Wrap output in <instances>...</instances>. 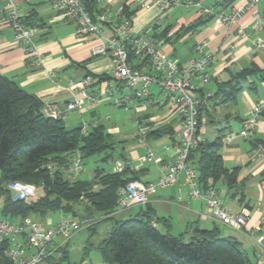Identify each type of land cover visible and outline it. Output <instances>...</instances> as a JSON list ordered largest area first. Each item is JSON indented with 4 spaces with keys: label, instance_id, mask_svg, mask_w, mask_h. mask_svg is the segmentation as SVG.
Returning <instances> with one entry per match:
<instances>
[{
    "label": "crops",
    "instance_id": "0c3cea01",
    "mask_svg": "<svg viewBox=\"0 0 264 264\" xmlns=\"http://www.w3.org/2000/svg\"><path fill=\"white\" fill-rule=\"evenodd\" d=\"M17 1L19 14L37 24L36 42L41 63L30 62L25 45L14 39L9 23L0 21V72L13 79L26 91L38 95L45 104L46 113L50 109L60 111V116L69 127L80 126L83 121H86L89 124L104 125L112 135L120 132L119 128L110 121L107 127V120L103 121L100 116L97 117L98 107L104 100L95 106L86 105L80 110H66V103L74 97V90L69 84V79L73 77L79 80L87 72L95 74L109 72L113 67L110 55L93 54L92 48L96 40L89 43L77 40L74 35L75 24L56 12L48 0ZM197 1L202 6H213L216 11L245 2V0ZM125 3L131 10L135 9L133 20L136 33L152 37L155 32L154 22L161 15L157 6L144 8L140 6L139 0H104L103 5H99L97 9H105L114 17L117 10H122ZM4 6L5 1L0 0V17H2ZM257 9L261 17L260 23H256L252 10H249L238 23L221 24L216 22L214 15H211L198 29L184 33L180 31V28L192 23L202 14L197 5L177 4L168 9L164 16L168 19L164 26H171L169 33L171 39L159 42L162 51L179 58L180 61L197 55L194 47L199 43H205V51L214 54V59L207 66L210 80L204 82L200 78L194 79L200 98L208 99V96H214L207 100L208 115L203 136L213 140L223 135L224 145L221 154L224 164L229 168L239 167L237 187L230 189L223 181H218L215 186L227 206L234 212L243 213L246 216V224L240 229L232 228L218 221L208 210L204 200L198 198L190 200L187 188L181 185L184 180L183 174L173 186L151 196L146 208L166 218L167 222L159 227L166 230L169 224V230L173 234L184 232L194 224L205 229L218 225L223 235L235 237L240 241L252 264H264V258L260 257L258 245L251 235L255 228L260 227L264 216V155L252 154L250 140L239 137L233 141L227 140L229 134L241 129L249 109L256 102L264 101V49L254 44L256 37L264 36V0ZM104 33H109L108 27H104ZM251 65L263 70L254 78L253 87L251 88L249 83H244L242 89L232 99L221 100L220 84L229 81L235 73ZM50 68L56 70V78H51L46 72V69ZM251 80L250 78L249 82ZM158 91L154 90L156 93ZM152 108L156 109L157 113L136 108V112H139L137 121L140 136L144 132L147 135L151 130L162 126H171L175 132L179 130L181 123L173 110L159 106ZM161 138L165 140L151 138L149 141H154L151 148L168 161L171 159V154L164 151L162 146L168 144L171 137L166 135ZM254 139L264 140V117L258 124ZM127 157L131 169L138 172L139 180L156 182L164 174L162 165L146 161L145 149L143 151L135 147L131 148ZM179 195L182 200L178 199ZM141 209L133 206L117 211L114 216L116 219H125ZM47 222L51 223L52 219L49 217Z\"/></svg>",
    "mask_w": 264,
    "mask_h": 264
},
{
    "label": "built area",
    "instance_id": "2783aa9c",
    "mask_svg": "<svg viewBox=\"0 0 264 264\" xmlns=\"http://www.w3.org/2000/svg\"><path fill=\"white\" fill-rule=\"evenodd\" d=\"M5 6L0 21L9 23L13 31L14 39L25 45L30 62L41 63L39 47L36 42L37 28L24 23L19 14L17 0H4ZM50 6L63 18L75 24L74 35L77 40L89 43L93 40V54H109L113 61V67L108 78L100 81L99 78L86 75L77 80L69 79V84L74 90V97L66 103V110H80L86 105L95 106L98 101L112 99L123 107H135L147 110L149 107L159 106L173 110L181 127L175 133L168 144L162 146L163 150L171 154V159L166 161L161 154H156L151 148L144 132L139 142L146 149L145 159L148 162L163 166L164 174L156 182H144L133 180L118 189V211L135 205H146L150 197L160 190L173 186L181 174L184 180L181 185L188 190V198L202 199L206 207L215 218L232 228L240 229L246 224V216L243 213L234 212L221 199L216 186L210 185L202 188L199 183L198 172L189 159L190 152L206 138L203 136L204 124L207 117L205 106L207 99L198 96V86L195 78L204 82L210 80L207 66L214 59V54L205 51V43L196 44L194 50L197 55L184 61L165 53L157 43L148 35L136 33L133 18H128L122 10H117L114 17L108 11L100 10L92 15L88 9V3L93 2L103 5L104 0H48ZM140 6L149 8L157 6L160 17L154 22L159 28H163V18L168 9L177 5H197L201 14L214 15L216 22L221 24L238 23L244 15L252 10L256 23L261 22L257 9L263 0H245L228 9L216 11L213 6H202L197 0H139ZM104 27H108L109 33H104ZM254 44L264 49V36L256 37ZM131 48L140 57V67L134 66L129 60ZM51 78L57 77L54 68L46 69ZM158 87V93L152 89ZM264 112V101L256 102L248 111V115L242 123L241 129L227 136L228 141L236 137L244 140H254L258 124ZM60 111L50 109L49 115L60 116ZM96 123L89 124L83 121L82 131L95 127ZM254 156L264 155V146L258 144L252 147ZM128 160L119 159L114 162V171H121ZM85 170L84 158L80 152L71 155L64 176L70 181L79 178ZM8 188L14 191V201L31 200L38 197V191L33 184L13 180ZM182 200L181 195L178 196ZM1 214V213H0ZM264 216L262 217V219ZM89 219L77 218L60 211L59 220L52 225H45L41 221L26 218L22 224L12 223L0 216V242L9 239L10 247L7 256L12 264H44L46 258L54 254L61 246H54V239L58 235L67 236L71 232L79 230ZM251 235L259 248L260 257L264 258V235L260 228H255ZM107 264V263H104Z\"/></svg>",
    "mask_w": 264,
    "mask_h": 264
},
{
    "label": "trees",
    "instance_id": "16d2710c",
    "mask_svg": "<svg viewBox=\"0 0 264 264\" xmlns=\"http://www.w3.org/2000/svg\"><path fill=\"white\" fill-rule=\"evenodd\" d=\"M98 6L97 3H88L92 15L100 12ZM122 11L128 18H133L135 14V9L131 10L127 3ZM210 17L202 14L181 27L180 31H195ZM23 20L26 25L38 28L36 23L24 17ZM154 28L152 38L157 43L171 39L170 25L159 28L154 24ZM129 48V60L140 67V57L131 45ZM261 72L263 70L251 65L235 73L229 81L220 84L221 100L232 99L244 83H249L252 88L254 78ZM86 75L97 77L100 81L108 78L107 73L87 72ZM213 97L208 96V99ZM44 106L38 95L26 91L0 72V213L3 218L22 224L26 218L44 221L51 212L61 211L84 219L93 218L96 222L112 219L108 237L97 247L107 264H252L240 241L223 235L218 225L205 229L194 224L184 232L173 234L169 224L164 231L159 227L167 222L166 218L156 215L146 206L125 219H116L118 189L130 181L139 180L138 172L129 164L121 171L97 167L90 178L66 179L64 169L71 155L77 151L84 159L104 153L103 159L110 160L115 147L112 134L102 124H96L87 132L82 131L81 125L69 127L61 116L46 113ZM205 110L208 115L207 106ZM175 133L173 127L162 126L151 130L146 137L148 140L166 135L173 138ZM250 141L252 147L258 144L264 146V140ZM223 145L224 137L220 135L213 140L206 138L190 152L189 159L204 189L215 186L218 181L225 182L230 189L239 183V167L229 168L224 164L221 154ZM121 156L128 160L123 153ZM13 180L33 184L38 197L14 201L8 188ZM77 205L83 206V211H78ZM259 228L264 235V218ZM10 245L9 239L0 242V264H12L6 254ZM58 251L66 253L62 245ZM46 261L49 264L59 263L54 254Z\"/></svg>",
    "mask_w": 264,
    "mask_h": 264
},
{
    "label": "rangeland",
    "instance_id": "374dc122",
    "mask_svg": "<svg viewBox=\"0 0 264 264\" xmlns=\"http://www.w3.org/2000/svg\"><path fill=\"white\" fill-rule=\"evenodd\" d=\"M167 22L168 19L163 18V23L166 24ZM152 89L158 90V87L153 85ZM103 100L104 101L100 100L97 102L98 104L102 101V105L98 107L99 114L97 117L100 116L103 121L107 120V124L103 122L107 127L109 125L108 121H110L117 126L120 131L112 135L115 146L112 151L113 156L110 160H104L103 156L105 154L100 153L84 159L85 170L79 175V178L85 179L92 177L97 167H104L106 170L112 171L114 170V162L119 159H124L121 153L128 156L131 148L135 147L143 151L145 149L144 145L139 142V123L137 121L139 112H136V108L123 107L115 103L112 99ZM151 111L154 114L157 113L156 109L149 107L147 112ZM161 139L165 140V138H158L157 140ZM149 142L151 147H153L152 142L154 143V141L152 140ZM142 147H144V149ZM145 206L146 205H135L137 209ZM76 209L78 211H83V206L77 205ZM71 214L72 213L69 212L67 215L70 216ZM0 216L2 217L1 214ZM59 216L60 211H53L41 222L45 225H52L58 222ZM49 217L52 219L51 223L47 222ZM76 217L81 218L78 216ZM112 225V219H102L96 222V220L90 218L79 230L73 231L67 236L58 235L54 239V245L58 246L61 244L66 249V253H62L61 251H56L54 253L55 259L59 262L58 264H104L97 247L108 237ZM52 262H54V260H52ZM45 263L49 264L47 261H45Z\"/></svg>",
    "mask_w": 264,
    "mask_h": 264
},
{
    "label": "water",
    "instance_id": "95a60500",
    "mask_svg": "<svg viewBox=\"0 0 264 264\" xmlns=\"http://www.w3.org/2000/svg\"><path fill=\"white\" fill-rule=\"evenodd\" d=\"M10 194H11V196H13V195H14V191H13V190H11V191H10Z\"/></svg>",
    "mask_w": 264,
    "mask_h": 264
}]
</instances>
